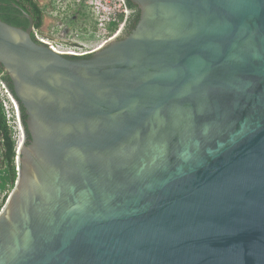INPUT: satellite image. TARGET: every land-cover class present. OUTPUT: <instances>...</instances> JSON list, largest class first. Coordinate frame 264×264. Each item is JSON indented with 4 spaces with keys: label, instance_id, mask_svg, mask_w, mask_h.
Here are the masks:
<instances>
[{
    "label": "water",
    "instance_id": "water-1",
    "mask_svg": "<svg viewBox=\"0 0 264 264\" xmlns=\"http://www.w3.org/2000/svg\"><path fill=\"white\" fill-rule=\"evenodd\" d=\"M126 1L88 58L0 20L29 136L0 264H264V0Z\"/></svg>",
    "mask_w": 264,
    "mask_h": 264
},
{
    "label": "built area",
    "instance_id": "built-area-1",
    "mask_svg": "<svg viewBox=\"0 0 264 264\" xmlns=\"http://www.w3.org/2000/svg\"><path fill=\"white\" fill-rule=\"evenodd\" d=\"M82 3L83 7L88 10L93 24V28L86 30L85 35L93 38L96 42L100 41V44L95 45L91 49H86L87 47L83 43L62 38L56 40L52 33L50 36H46L42 32L40 33L32 28L31 34L34 39L55 53L69 56H83L98 49L118 34L123 26L124 18L128 14L124 0H83ZM60 30L61 28L58 30L59 33ZM0 102L4 110L7 125L13 134H17L16 144L18 142L19 146L23 140L22 126L12 97L1 81ZM18 146H16V150Z\"/></svg>",
    "mask_w": 264,
    "mask_h": 264
},
{
    "label": "trees",
    "instance_id": "trees-1",
    "mask_svg": "<svg viewBox=\"0 0 264 264\" xmlns=\"http://www.w3.org/2000/svg\"><path fill=\"white\" fill-rule=\"evenodd\" d=\"M126 6L130 13L128 21L133 29L139 19V12L136 6H134L129 1H126ZM23 13H26L31 17L33 30H37L41 33V28L43 26L44 11L39 7L36 0H0V20L2 22L14 27L25 29L28 26V21L26 18L23 17ZM31 36L32 39L37 42L32 34ZM0 79L6 85V87L14 97L9 79L2 71L1 67ZM18 107L20 112L21 124L25 130V140L27 142L29 140V136L25 126L26 116L24 114L23 108L19 103ZM15 159L16 141L13 139L12 130L6 123L4 110L0 102V195H2L0 200V208L3 206L6 197L13 188L14 182L17 177Z\"/></svg>",
    "mask_w": 264,
    "mask_h": 264
},
{
    "label": "rangeland",
    "instance_id": "rangeland-1",
    "mask_svg": "<svg viewBox=\"0 0 264 264\" xmlns=\"http://www.w3.org/2000/svg\"><path fill=\"white\" fill-rule=\"evenodd\" d=\"M82 2L83 0H50L49 11L45 13L53 18L57 24H54L47 32L45 31L42 33L46 36H50L52 33L56 40L62 38L65 40L80 41V43L86 45V49H91L95 45L100 44V41L91 42L85 35L80 39H77L74 35L75 31L80 32L82 29V31L86 33V30L93 28L92 19L88 10L83 7ZM59 28H61L60 33L58 31ZM64 31H67L66 35ZM63 32L64 36H60L63 35ZM13 135V139L16 141L17 134ZM16 146H18V142ZM1 197L2 195H0V200Z\"/></svg>",
    "mask_w": 264,
    "mask_h": 264
},
{
    "label": "flooded vegetation",
    "instance_id": "flooded-vegetation-1",
    "mask_svg": "<svg viewBox=\"0 0 264 264\" xmlns=\"http://www.w3.org/2000/svg\"><path fill=\"white\" fill-rule=\"evenodd\" d=\"M137 8V7H136ZM128 9V8H127ZM137 10H138V12H139V9L137 8ZM139 15H140V12H139ZM129 16H130V13H129V11H128V14H127V16H126V18H124V23H123V26H122V28L120 29V31L118 32V34L115 36V37H113V38H111L110 40H108L106 43H104L101 47H99L98 49H96V50H94L93 52H91V53H89V54H85V55H83V56H80V57H76V58H88V57H90V56H92V55H94L95 53H97L98 51H100L107 43H109L110 41H112V40H114V39H120V38H122V37H125V36H127V35H129V33L132 31V27H131V25L129 24ZM24 17V16H23ZM139 20V19H138ZM138 22V21H137ZM137 24V23H136ZM134 29V28H133ZM42 32V31H41ZM65 32V35H66V32L67 31H64ZM64 32H63V36H64ZM75 34V36L77 37V39H80V38H82L84 35H85V33L82 31V29L80 30V32H77V31H75L74 32ZM85 37H87L86 35H85ZM88 38V40H91V42L93 41V42H96L95 40H93V38H91V37H87ZM76 42H80V41H76Z\"/></svg>",
    "mask_w": 264,
    "mask_h": 264
},
{
    "label": "crops",
    "instance_id": "crops-1",
    "mask_svg": "<svg viewBox=\"0 0 264 264\" xmlns=\"http://www.w3.org/2000/svg\"><path fill=\"white\" fill-rule=\"evenodd\" d=\"M36 1L38 3L39 7L44 11L43 26L41 28V31L44 33L45 31L47 32V30H49L54 24H57V23L53 18L46 15V13H45V12L49 11L50 0H36Z\"/></svg>",
    "mask_w": 264,
    "mask_h": 264
}]
</instances>
